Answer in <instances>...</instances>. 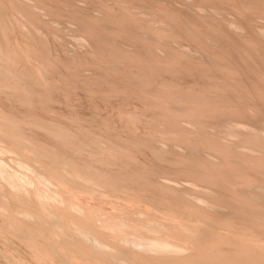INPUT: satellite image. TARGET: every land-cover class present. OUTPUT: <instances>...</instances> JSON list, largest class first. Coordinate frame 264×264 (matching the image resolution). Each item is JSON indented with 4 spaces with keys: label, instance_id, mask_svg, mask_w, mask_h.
Returning a JSON list of instances; mask_svg holds the SVG:
<instances>
[{
    "label": "bare ground",
    "instance_id": "6f19581e",
    "mask_svg": "<svg viewBox=\"0 0 264 264\" xmlns=\"http://www.w3.org/2000/svg\"><path fill=\"white\" fill-rule=\"evenodd\" d=\"M102 1L105 2L106 0H102ZM155 1H157V0H155ZM216 1H218V0H216ZM228 1H229V4L230 3L232 4V6L231 5L230 6L235 7V8H238V7H240V8L245 7L246 8L248 6H255L258 8V12H259L258 17L262 18V16H264V15H262L264 13V1H260L259 3H256V2L254 3L255 0L254 1L252 0L253 2H251V0H228ZM81 2H85L86 4L85 3L81 4ZM100 2L101 1H99V0H88L87 2H86V0H0V110H1V112L4 111V112L9 113V115H8L9 117L7 115H6L7 118L5 117L7 119V121L9 120L8 124H6L7 121L4 122V120H6V119L3 120V117L2 118L0 117L1 118L0 121L3 120V122L0 123V130L1 129L4 130V131L1 130L3 133H5V131L6 132L9 131L8 133H10V132L31 133L33 136L37 137L38 140H39V138L43 139V140L44 139L48 140V141L52 142V145L44 144L45 146H47L46 152L50 153L52 151V154L55 153V155H53L55 158V159L53 158V160H55L54 161L55 163L58 162V160L59 161L60 160H62V161H64V160L68 161L69 160L70 162L66 161L67 164H69L73 161L74 164L71 163L73 165H70V167H75L78 170L81 169L80 173L82 175L87 174V171H89L88 174L90 175V173H91L90 176L92 177V178H90L91 181L94 178H95V180H99L100 182L103 181L101 183H96V184H98V186H96V185L92 184L93 182L88 183L85 181H77L76 179H74V181L71 180V183L74 184V182L76 181L77 186L75 184L74 185L72 184L75 187H73V188L69 187L70 186L69 185L70 179L68 178L69 179L68 180L66 177L62 176L63 177L62 178L61 175L59 176V173L62 169V165H64L65 163L63 164V162H62V164H61L60 162H58V163H60V166H61V167H59L58 163H57V165L53 164L52 159H49L52 156V154H48V153L46 154L45 153L46 154L45 156H48V159H49V160H46V162L49 161L50 164L47 162L48 164L45 163V164H47V165H45L43 163V160L40 161L41 162L40 164L45 165V167L48 166L46 168L44 175H43V177H44L43 179L47 180L50 183V185H53L56 189V192H60V194L58 193L59 195H61V193H62L63 194V196L61 195L62 198L64 196H66V198H68L69 203H65L67 205L64 206V210H65V208L67 209V210H65L66 214H65V211L62 210L64 213L63 212H61V213H63V215H65V216L62 218L60 216L61 221H59L60 219L58 220L60 222L61 229H63V231H65V230L66 231L60 232V233L57 232V234H55L53 236L52 234L54 233V230H52L53 233L50 235V233H49L50 229L47 228L45 224L43 225V230L41 229L42 227H39V225L37 224L38 225L37 227L40 228L42 230V232L47 233V231H48V233L46 234L47 236H45V235L39 236L38 233H36L37 236H34L35 232L34 233L32 232V234H33V236H32L31 234L28 235L30 228L28 227L29 229H27V226H29L28 224L30 221H28V223L27 222L23 223V221H22V223L24 225H27L26 228L22 227L23 229H25V231H23V232H26L27 236L23 235L24 233H21V235H20L19 231L14 228L15 225L14 226L11 225V223H13V221L11 222V220H9L10 221L9 222L7 219H5V217H2L3 216L2 215V216H0V234H1L0 238L4 239L5 241L2 239H0V240H2L3 242H6V243L8 242V243L12 244V242L14 243V241H15L12 238H15V237L20 238L26 245L31 247L30 248L31 253L28 250L27 251L35 259V261L33 259V262L34 263L36 262L35 264H64V263L65 264H121L120 262H124L125 264H264V145L258 144L257 147H260V148L259 149L256 148V149H258V150H256V149L252 148L254 143H253V145L251 142H250L251 145H248V144L244 145V143H243V145H240V148H241V146L244 148L246 147L247 149L249 148L250 149L249 152L236 150L237 147H235L236 148L235 149L233 146H230L229 143L227 144L221 140H215V139L213 140V139H211V137L209 138V135L207 136L208 133L205 132L204 130L196 132V129L194 130L191 127L183 125L184 123L181 124L180 119H178V116H177V118H176V116L174 118L173 117L174 114L170 110H168L169 108L164 109V107L161 104H159L157 102V100H155L153 98L151 100L150 98H146V97H145L146 99L145 98L144 99L149 101V102H147V103H149V105L141 107V108L138 107L140 112L137 111V108L136 109L134 108L135 110L133 112H134V114H139V115L142 114V116L147 115V118L149 117L148 119H151V121H152L151 130L153 132L160 131L166 135H172L173 138H174V136H176V137L179 136V138H186L187 139L192 135L191 138H189L191 140H192V137H194V135H195V137H196V135H198L197 141L198 140L202 141V139H203V141L205 140V142H207V144L203 141H202V143L206 144L207 147H210V149L212 148L214 150V151H210V152L215 153L214 155L212 153L211 154L214 157H216L217 160H213V159H211V157H206L205 155H203L204 152L202 153V152L196 151V153H195V152H192V150L191 151L187 150L189 152L188 153L186 151V149H185V151L188 154H185V155H179L178 154L179 155L178 158L176 156L177 154H175L173 156H176L177 159H174L175 157H167L165 155H161L158 151L157 152L155 151L156 149H154L153 146H152L153 149H152V147L151 148L148 147V145H146V143L144 141H143L144 144H142V141H140V140H135V138H134V140H130V139L126 140L125 139V141H124V135H123V138H121V136H120V134L122 135V133H120L119 137L116 139H119L118 142H120L122 140L126 145H123L124 143L121 141L122 143H118V144H122V145H116L118 148L115 145L114 146L116 147L117 150H119L118 152H120V153L123 152L122 153L123 156H121L122 154H118L117 151L115 152V150H114L115 148L111 149L110 148L111 146L109 147V149H106L107 147L106 148H99V145H98V148L96 146L94 147V145L93 146L89 145L90 147L92 146L93 151L90 148L89 149L91 152L90 151H83L84 150L83 149V147H84L83 143H85V141H83V143H82L83 145L81 144L83 146L82 147L83 152H80L79 151L81 149L80 147L78 148V146H77L78 150H76L74 147L72 148V147H69V145H66L67 143L65 142L64 139L61 138L62 136H59V137L56 135L54 136L52 134H49V132L44 133V132L40 131L41 129L38 130L39 128L36 129V127H33L34 125L32 126V125H30V123H27V121H25V119L23 120V118H25V117L33 118L32 116H35L33 119H36L38 123H39L38 119H40L41 120L40 124L41 123L43 124V122H47L49 120L51 121L52 117L50 119L46 118L47 121H43L42 119H44V120H46V119L42 116H45L50 111H51L50 113H52L53 109H55L54 108L55 105L56 106L57 105H63V106H65V108H67V110L69 109L71 112H76L74 110H76L77 108L75 109L73 102H76L77 100L81 101L84 98L82 96V94H80L79 92H76L77 87H80V88L85 87V88H87V91L89 93H96V94H98L97 97L104 98V96L107 94V91L104 90L105 83L106 84L108 83V82H106L107 76H108V78L109 77L112 78V76L115 75V76H117L116 78L114 77L115 79H117V78L125 79V81L127 80V81L132 82L130 84H132L134 86H138V84L144 85L146 90L149 87H153V85H155V87H153V88H156V85H157V88L158 87L165 88L166 87L164 85L165 82H164V84H162V82L160 83V81H159L160 79H157L158 80L157 81V80H155L154 75L150 76L149 74L152 73L151 70H153V69L156 71L157 70L156 68L159 69V68L163 67V69H164V68L168 67L171 69V71L165 73L166 75L163 73L164 70L161 71L164 75L159 74L160 71L154 72L157 75L156 77H159L161 79L162 78H165V79L168 78L169 81L173 82L171 84V87L169 86L170 84L167 85L169 82L166 84L167 86L170 87V89L172 88V86L175 87L174 85H178L181 88L186 86L185 84H183L181 82V81H183V77L185 75H182V73H180V71H179L181 69L183 70V68L185 69L186 64H183V65H185L183 68L180 67L181 69H178L179 65L181 64V61H183V58L186 55L185 56L183 55L184 57L182 58V54H178V53H177L178 55L173 54V53H176L177 51L176 52L172 51L171 54H173L175 56H173V55L171 56L169 53L167 54V52H168L167 51L166 52L167 55H165L164 57L161 58V60L167 59L165 62L159 61L160 59L159 60L153 59V57L155 55L156 56L158 55V53H156V51L154 49H156L159 52L158 47L160 45L157 47L158 49L155 48V44L157 45V43L154 42L155 39L154 40H148L145 37V35L143 34V30L146 31L147 29L146 30L142 29V27L137 26V25H136V27L135 26L134 27L133 26L132 27H126L128 25L125 26L123 24V22L125 21L124 23L127 24L126 21H128L129 19L126 17H123L124 18L123 19V18H120V16H118V17L114 16L113 15L114 13L112 14L109 12L111 9H109L106 13H105L106 10L103 13L101 12L102 10H99L100 11L99 15H101V13H102V15L101 16L97 15L95 13L97 10L96 5H98V3H100ZM219 2L221 3V1H219ZM225 2H227V1H225ZM106 3H107V1H106ZM214 3H215V1H214ZM223 3H222V5H224ZM44 4H46L47 7ZM226 6H227V3H226ZM120 7H122V6H120ZM211 7H213V6L211 5ZM64 8H66V9H64ZM106 8H108V7H106ZM154 8H156V7H154ZM157 8H159V7H157ZM221 8H219V9H221ZM228 8H229V5H228ZM235 8H234V10H235ZM101 9H103V8H101ZM112 9H113V7H112ZM253 9H254V7H253ZM229 10H231V9H229ZM142 11H143V9H142ZM249 11H251V10L249 9L248 12ZM152 12L150 14H152ZM176 12H174L173 14H176ZM258 12H256V13H258ZM130 13H132V12H130ZM142 13H144V11ZM224 13H227V12H224ZM235 13H237V11ZM245 13L247 14V8H246ZM133 14H135V13H133ZM242 14H244V13H242ZM45 16H48L49 19H46ZM168 16H169V13H168ZM174 16H176V15H174ZM244 16H245V14H244ZM154 17H153V20L155 21ZM238 17H240V15ZM134 18H136V17H134ZM125 19H128V20H125ZM148 19H150V18H148ZM47 20H49V21H47ZM180 20H182V19H180ZM250 20H251V18H250ZM190 21H192V20H190ZM62 23L71 24V25L75 26L76 28H78L79 34L77 35L76 40L84 42L86 45H88L87 47H89L90 50L84 52V54L83 53L79 54L78 52H76V53L71 55V54L67 53V52H70L71 50L68 51L69 50L68 49V50H66L67 52L65 51V43H67L68 41L66 40L67 41L66 42L65 39H63V36H64L63 33H65V32H62V30L60 29V24H62ZM152 23H154V22H152ZM131 24L133 25V23H131ZM177 24H179V23H177ZM181 24L182 23H180V26H181ZM183 24H185V23H183ZM235 24H236V22H235ZM239 24H240V22H239ZM144 25L146 26V24H144ZM198 25H200V24H198ZM192 27H194V26H192ZM126 28H129V29H127L128 32L132 31L130 33L132 35V37L134 35H136V38H137V35H138V38H140L141 41L138 38H137L138 39V41H137L135 39V37H134V39L136 42L134 40H129L127 38V36L125 35V34H127V32H123L125 34H123V33L120 34V32H118V30H125ZM150 28L154 29L155 27L154 28L150 27ZM157 28H159V27L157 26ZM167 28H169V27H167ZM17 29H19V32L21 31L23 33L22 34L24 36V37H22L23 39L16 37V34H17L16 30ZM186 30H188V29L186 28ZM194 30H196V29H194ZM72 31L75 32V30H72ZM72 31H70V32H72ZM146 32L149 33L148 31H146ZM187 33H189V32H187ZM200 33H201V31H200ZM196 34H197V32H196ZM131 35H129V36H131ZM149 35H150V37L151 36L154 37L153 35H151V33ZM159 36H160V34H159ZM197 36H199V34ZM194 37H195V35H194ZM221 37H222V35H221ZM191 38H192V36H191ZM201 39H202V37H201ZM195 40H197V38ZM52 41H54V44ZM123 42H125V46L130 47V49L129 48L124 49L121 45V43H123ZM151 42H154L155 44H151ZM202 42H204V41H202ZM57 43H61V45L60 44H59V46L55 45ZM194 43H192V44L194 45ZM204 43H206V42H204ZM57 46L58 47L61 46L64 49V50L61 49V50H63V53L59 50V48ZM196 46L197 45H195L193 47H196ZM203 46H204V44H203ZM164 47L165 46H162L160 49H162V48L164 49ZM204 47H202V48H204ZM198 48H197V50L200 51V49H198ZM166 49H167V47H166ZM183 49H184V47H183ZM207 49H209V47H207ZM168 50H169V47H168ZM171 50H174V49H171ZM201 50H203V49H201ZM164 51H165V49H164ZM205 51H207V50H205ZM205 51H202V52L204 53ZM218 51L220 53V50H217V52ZM208 53H210V49L207 52V54ZM161 54H163V53H161ZM225 55H227V54H225ZM254 56H255V54H254ZM222 58H223V56H222ZM225 58H227V57H225ZM220 59H221V57H220ZM227 59H229V58H227ZM230 59H232V58H230ZM209 60L210 59L207 60V59L200 57V61H198V62H201L203 64L200 63V65L199 64L198 65L201 66V65L205 64L207 67L208 63L209 64L210 63L215 64V61H211V60L209 61ZM187 61L188 60H186L185 62H187ZM189 61H191V60H189ZM221 61H223V60H220L218 62L220 64H223L225 62V61H223L221 63ZM76 62L78 63V65L74 64ZM193 62H195V60ZM227 62H229V61H227ZM230 62H232V61L230 60ZM234 63H236V62H234ZM133 64H136V66H133L134 68L139 67V69L141 68L144 73L142 74V72L141 73L136 72V73H138V74H136V73H128L127 71H125L126 72L125 73L123 70L122 73L120 72L121 74H116L115 72L111 71V69H118V68L122 69L123 67L127 68V67H129V65H133ZM214 64H212V65L214 66ZM87 65H90V69L87 68L89 71H91V67L96 68L97 70H95V71L92 70L91 72H93V74H95L94 72L97 71V73L99 74L100 77L94 75L95 78H92L94 76H91L92 79L88 78L89 80H86L87 79L86 78L85 80H82L84 77L81 79V74L86 73L87 70H85V68H86L85 66H87ZM101 65H102V67H101ZM236 65H237V63H236ZM192 66H193V63H192ZM218 66H219V64H218ZM230 66H232V65H229V67ZM99 68H100V73L98 72ZM101 68H103V69H101ZM168 68H167V70H168ZM195 68H197V67H195ZM218 68L216 67V69H218ZM130 69H132V68H130ZM210 69H212V68H210ZM221 69H223V68H221ZM126 70H129V69H126ZM159 70H161V69H159ZM187 70H188V68H187ZM187 70H186V72L189 71V70L188 71ZM237 70H239V69H237ZM138 71H140V70H138ZM197 71L195 70V71L190 72V74H188V78H189V76H191L190 83H192V85L194 83L191 80V79H193L192 76H195V77L198 76L199 79H197V80H199V81L204 80V82H210L212 80L211 77L213 75L212 76H206L205 73H203V74L200 73L202 70L199 73ZM217 71L220 72L221 70H216L215 72H217ZM232 71L233 70H231L230 73ZM186 72H184V73H186ZM208 72H212V70L211 71L209 70ZM227 73H229V72L227 71ZM146 74H148L149 76ZM219 74H221V73H219ZM235 74L236 73H234V76H235ZM243 75H245V74H243ZM250 75H249V77H250ZM96 77H98L99 79H96ZM219 77L221 78V76H219ZM235 77H232V78H235ZM196 78H194V81H197V80H195ZM227 78H229V77L227 76ZM232 78L230 77V79H232ZM239 78L242 79V77H240V76H239ZM255 79H256V77H255ZM65 80H68V82H70V83L67 84L65 82ZM186 80H187V78H186ZM215 80H216V82H218L219 85H221L223 87H229V89H231V90H232V88H230V87H234V86H236L237 88H241V89H247L246 91H248L251 88V86L250 87L247 86L243 80H241L243 82H240V80H239L237 85H236V83H233L234 81L229 82V81H227L228 79L227 80H226V78L223 79V77L219 80H217L215 78ZM248 80H249V78H248ZM262 80H263V78H262ZM112 81H114V80H112ZM199 81H197V82H199ZM252 81L254 82V78ZM256 81H257V79L255 80V83H256ZM117 82L119 83V81H117ZM197 82H195V84ZM211 83H212V81H211ZM249 83H250V81H249ZM122 84H124V83H122ZM195 84H194V86H195ZM215 84H217V83H215ZM253 85H254V83H253ZM178 86H176V87H178ZM187 86H190V84H188ZM176 87H175V89L173 88L174 90L172 89L173 90V96H174ZM179 87H178V90H179ZM214 87L215 86H213V88ZM186 88L187 87L183 88V91L181 89L180 93L183 92V94H184L185 93L184 89L188 90ZM221 88H219V89H221ZM235 88H233V89L235 90ZM254 88H256V87H254ZM258 88H259V85H258ZM260 88H261V85H260ZM122 89H125V88H122ZM136 90L134 88H131V87L123 93L121 92V90L120 91L118 90L119 92H121V93H118V96L121 94L120 95V96H122L121 98L124 99L123 96L125 95V97L127 96V98H125V99H128L129 98L128 94L132 93V94H129L132 96L136 92ZM178 90H177V93H179ZM225 90H226V88H225ZM227 90H228V88H227ZM231 90H228V92H230ZM251 90L252 89H250L249 92H251ZM202 91L200 93H202ZM221 91H223V90H221ZM237 91H239V90H237ZM262 91H264V90H261L260 93H262ZM188 92H190L192 95L193 91L188 90ZM240 92L241 91H239V93ZM243 92H245V91H242V93ZM256 92H258V91H256ZM102 93L105 95H101ZM194 93H195V90H194ZM196 93H197V90H196ZM224 93H226V91ZM253 93H255V92H253ZM260 93H258V94H260ZM171 94H172V92H171ZM183 94H182V96H183ZM184 95L186 96L187 94H184ZM191 95L188 97L193 96V95L192 96ZM231 95H232V91H231ZM240 95H241V93L239 94V97L243 96V95L242 96H240ZM262 95H264V92L262 93ZM108 96H110V97H106V98L109 100H111L112 97L115 98L114 93H110ZM196 96H197V99L200 100L201 97L198 98V94H196ZM216 96H214V97L216 98ZM257 96H261V94L257 95ZM204 97H205V93H204ZM234 97H236L235 94H234ZM234 97H233V99H235ZM247 97H249V96H247ZM250 97H251V94H250ZM44 98H45V101L47 100L46 105H45V103L42 104V100H44ZM205 98H202V99L204 100ZM215 98L211 97L210 100L211 99L213 100ZM228 98H230V96ZM258 98L259 97H257V99ZM260 98H261L260 100H262L261 102H263L264 97L263 98L260 97ZM220 99H223V96H222V98L220 97ZM3 100L8 101L10 105L8 107L3 105L1 103V101H3ZM112 100H114V99H112ZM203 100H200L201 101L200 103H203L202 102ZM236 100H237V97H236ZM89 101H90V99H89ZM206 101H208V100L206 99ZM248 101L253 102V100H251V99ZM217 102H221V100L217 101ZM222 102L225 103V101H222ZM245 102H246V100H245ZM212 103H215V101L213 100ZM230 103L231 104H229V101L227 102V105L229 106V108H230V105L235 104L234 106L236 107V109L237 110L240 109V110L237 111V110L233 109V111L234 112H236V111L240 112V115H242L241 111L243 109L240 108V106L242 107V105H241L242 103L240 105L237 104V105H239V108L236 105V103H234V102L233 103L230 102ZM208 104L211 105V106H207V103H206L205 106H207V108L209 107L208 109H210V107H213V106L215 107L217 105V103H215L213 105V104H211V102ZM223 104L218 103V106L221 107V109L224 108L225 111H227L229 108L228 107H227L228 109L225 108L224 107L225 105L222 106ZM42 105H44V106H42ZM159 105H161V106L157 107ZM202 105L203 104H201V107H203V109H205L204 108L205 106H202ZM233 105L231 106V108L234 107ZM155 106L157 108H163L164 112L162 113L160 111H157V113H150V111H153L154 109L150 110L149 108L155 107ZM245 106L246 105H244V108H245ZM133 107H136V106H133ZM219 107H217V108H219ZM256 107H258V106H256ZM56 108H58V107H56ZM118 108L120 109V111H119L120 113H123V114H125L127 112L131 113L129 110H126L123 107L118 106ZM197 108H200V107L197 106ZM247 108H248V110L247 111L243 110L242 113H245V112H246L245 114H247L248 112L251 113L250 110L253 109V107H251L250 110H249L250 107H246L245 109H247ZM128 109H129V107H128ZM190 109H189V111H192ZM203 109H201L202 112H203ZM214 109L215 108H213V110ZM219 109H216V110H219ZM207 110H204V111H207ZM210 110H212V109H210ZM258 110L261 111L260 109H258ZM60 111H62V110H60ZM60 111H58L57 115L52 113L55 115L53 117L54 119L52 118L54 121L59 122V123H60V121L65 122V125H64L65 127L67 124L73 126L74 124L77 123V122L74 123V121L72 119L69 120V118H68L69 116L67 117L68 120L65 119L64 117H62L61 113H59ZM229 111H231V109ZM168 112H171L172 114L171 113L170 114L172 116L169 115ZM199 112H200V114H198V116L201 114L203 115V113H201L200 109H199ZM199 112L197 111V113H199ZM213 112H215V110ZM219 112L221 113L222 111L219 110ZM219 112H217V113H219ZM256 112H257V110H256ZM263 112L261 114L264 115ZM63 113H64V111H63ZM195 113H196V111H195ZM195 113H193V114L195 115ZM208 114H210V112ZM225 114H226V112H225ZM230 114H228V112H227V115L230 116ZM232 114H234V113H232ZM256 114H260V113L258 112ZM10 115H13L14 118H12V116H10ZM65 115H68V114H65ZM120 115L121 114H119V117H120ZM184 115H185V113H184ZM38 116H41V117L39 118ZM63 116H64V114H63ZM204 116H205V113H204ZM15 117L17 118V121H16ZM206 117H207V115H206ZM215 117H217V115ZM224 117H226V116L224 115ZM224 117H222V118H224ZM231 117H233V115ZM238 117L239 116H237V118ZM260 117H261V115H260ZM10 118H12L13 120L15 119L14 120L15 125L13 124L14 122H12V119L10 120ZM28 118H26V120H28V122L33 120V119L29 120ZM135 118L131 117L132 120L131 119L130 120H131L132 124H136L138 122L137 119H135ZM179 118H181V117H179ZM189 118H191V117H189ZM197 118H199V117H197ZM234 118H236V116ZM240 118H242V117H240ZM18 119H19V122H18ZM76 119H79V118H75L74 120H76ZM200 119L201 118H199V120H197V121H193L194 123H192V122H190V123L192 125L193 124L197 125L199 128H204L206 125L209 126V123H208L209 121L212 122V120H209L208 118H207V120H209V121L205 120L204 118H202L204 120H200ZM245 119H246V116H245ZM79 120H80L79 124L84 125L83 123H81V120H83V119L80 118ZM79 120H77V121H79ZM157 120H164L166 122V125H168V126H166L165 128L164 127L161 128V127L157 126L155 123ZM33 121L35 122V120H33ZM216 121H219V120H216ZM10 122H11V125H10ZM34 122H32V123L35 124ZM51 122H47L46 124L45 123L44 124L45 125H47L48 123L51 124ZM84 122L88 123L87 121H84ZM182 122H184V121L182 120ZM214 122L215 121L213 120V123H210V124H214ZM220 122H221L220 123L221 125H219V126H221V127L227 126V122H228V125L230 124L229 121H226V120H222ZM38 123H36V124H38ZM53 123L55 124V122H53ZM232 123H233V121H232ZM50 124H48L49 127L51 126ZM57 124L54 125L55 130H57L56 127L61 126V125L57 126ZM45 125H44V127H45ZM80 125H78V124L75 125V126H78L76 129V130H78L77 131L78 133H79ZM214 125H216V124H214ZM231 125H233V124H231ZM48 126H46V127H48ZM52 126H53V124H52ZM54 126L52 127L53 129H54ZM64 126L62 125V128L60 127L62 130L64 129V131H66L68 129L70 130L69 127H72V126H67L68 128L66 127L67 128L66 129V128H63ZM95 126H97V128H101V130L103 128V130H105L107 132H109V130H111L110 125H108V124L107 125L102 124V126L95 124ZM219 126H217V127H219ZM44 127L42 125V128L46 129ZM245 127H246V125H245ZM95 128H93V129H95ZM234 128H236V127L234 126ZM236 129L234 131H236V132L239 131ZM74 130L75 129H72L73 132H74ZM98 130L99 129H97V131ZM80 131H82V130H80ZM115 131H117V129ZM2 132H1V134H2ZM58 132H55V133L57 134ZM71 132L67 131V133H71ZM82 133H84V132H82ZM99 133H100V131H99ZM104 133L105 132L103 131V133H101V134H104ZM216 133H217V131H216ZM77 135L75 136L72 134L71 136L72 137L75 136V139H76ZM110 135L111 134H109V136ZM114 135H115V133H114ZM117 135L118 134L116 133V136ZM82 136L84 137V135H82ZM112 136L113 135H111V137ZM238 136H240V135H238ZM241 136H244V134ZM111 137H110V139H113V137L112 138ZM198 138H201V139H198ZM2 139L5 140L6 138L2 137ZM37 139H35V141ZM108 139H109V137H108ZM174 139H176V138H174ZM38 140H37V142H38ZM82 140H85V139H81L79 141L81 142ZM142 140H144V139H142ZM10 141L12 142L11 147H13V143L15 141H13V140H10ZM68 141H69V139H68ZM197 141H196V144H197ZM229 141L231 142V140H229ZM248 141H249V139H248ZM21 142H18L19 143L18 147L20 148L19 151H18V149H17L18 147L16 145H15V148H12V149H17L16 152L18 151L17 152L18 154L20 152H22L23 153L22 156L23 157L25 156V158L33 159L34 157H38V160L34 158L35 162H36V160L39 161L41 159V156H42V150L41 149H37L36 148L37 146L36 147L35 146H28V144L22 145ZM40 142H41V140H39V143ZM76 142H78V141H76ZM183 142H186V141H183ZM242 142H244V140ZM18 143H16V144H18ZM35 143L36 142H34V144H32V145H35ZM20 144H21V146H20ZM110 144H113V141ZM187 144H188V142L186 143V146H185L186 148H188L187 146L190 145L191 143H189L188 145ZM192 144H194V143H192ZM192 144L190 146H192ZM196 144H194V145L197 146ZM198 144H200V142ZM36 145H38V143ZM77 145H79V144H77ZM86 145H87V143H86ZM206 145H204V146H206ZM5 146L2 148H5ZM107 146H109V145H107ZM254 146H256V145H254ZM48 147L51 149H49ZM87 147H88V145H87ZM135 147L138 148V149H136L137 151L139 149L143 150L142 152L145 153L146 156H144V157L146 160L144 159V161H143V160H141L142 158L139 159L138 156L140 153L138 155L136 154L138 158L134 157L135 155H133V153H130L133 155L131 157H134V158H137L138 160H141V163H139L137 165L129 166L131 159L128 162L127 160H125V158L123 159V157L128 156V154H129L128 150H129V152H130V150H132V152H134ZM172 147H174V146H172ZM180 148L183 149V146H181ZM240 148H238V149H240ZM148 149L150 150L149 152H148ZM159 149H161V148L159 147ZM173 149H175V148H173ZM0 150H1V148H0ZM5 150H7V149H5ZM10 150H11V148H10ZM141 150H139V151H141ZM163 150H165V149H163ZM163 150H160V152H162ZM189 150H190V147H189ZM207 150H208V148H207ZM170 151H172V150H170ZM174 151L172 153H174ZM7 152H5V153H7ZM178 152H180V151H178ZM124 153H128V154L124 155ZM162 153L164 154V152H162ZM56 154L59 157H55ZM4 155H6V154H4ZM32 156H34V157H32ZM99 156L101 158H102V156H104L102 158L103 161H104L105 157L106 158L108 157L107 159H109V160L111 158L110 161L109 160L106 161L107 159L105 160L106 163L110 162L107 164H112V162H114V163L117 162L121 165L120 166L119 164H117L118 166L121 167L120 168L117 166L118 168H120L119 170H115V168H114L115 166L113 167V169L112 168L107 169V168H105L106 166L104 167V165H106L105 163H102V167H103V168L101 167L102 169L100 168V166H98V169H101L100 172H104V175L107 174V175H105L106 177L108 176L107 178H111V180L106 179L107 183H105L104 180H102L100 178L102 176H100V177H98V175L96 176L97 173L95 171L90 170V169L87 170V168H85V166H87L88 168L89 167L92 168L94 165L97 166L96 164L93 165V163H90V162L97 160V158L99 160H101V158H99ZM113 156H115V157H113ZM12 157L10 156V158H12ZM141 157H143V156H141ZM221 157H224V158L226 157V159L224 160V158H223V160H222ZM45 158L46 157H43L42 159H45ZM134 158H132V160ZM4 159H6V157L5 158L3 157V160ZM137 159H134V162L137 161ZM198 159H200V160H198ZM22 162L24 164V161H22ZM44 162H45V160H44ZM96 162H98V161H96ZM161 162H167L168 164L162 165L163 163L161 164ZM8 163L9 162H7V164ZM10 164H8V165H10ZM67 164H65V165H67ZM88 164H92V166L88 165ZM130 164H132V163H130ZM135 164H136V162H135ZM54 165H56V166H54ZM99 165H101V164H99ZM10 166H12V165H10ZM39 166H37V167H39ZM13 167H11V168H13ZM56 167H57V169L58 168L60 169L59 173H57L59 169L57 170ZM84 168H85V171L87 170L86 172H83ZM95 169H97V168H95ZM5 171H6V169H5ZM5 171L2 169L0 170V184L5 185V187H4V188H6L5 192L7 190V192H10V193L13 192L14 193V191H15V187L13 185L14 182L12 183L11 181H9L7 179V178H9L8 176L10 174L6 173ZM66 171H68V170H66ZM9 172H11V171H9ZM18 172H20V170H18ZM36 172H39V171L36 170ZM36 172H34V173H36ZM40 172L42 173L43 171H40ZM72 172H74V171H72ZM72 172H70V173H72ZM98 173H99V171H98ZM75 174H78V172H76ZM81 174L80 175L78 174V176L82 177ZM92 174H93V176H92ZM89 175H87V176H89ZM99 175H100V173H99ZM17 176H19V175H17ZM36 176H38V175L36 174ZM74 176L76 178H80V177H77V175H74ZM28 177H30V176H28ZM31 177H33V176H31ZM70 178H72V177L70 176ZM81 179H83V177ZM84 180H87V179L85 178ZM16 181H18V180L16 179ZM87 181H89V180H87ZM108 181H110L112 183L111 186H110V184H109V186H107L109 183ZM122 182H125V185ZM102 183L107 184L106 187L101 185ZM26 184H29V183H26ZM36 185H37V183H36ZM42 185H44V184H42ZM179 185H182V187H180ZM18 186H19V189L23 188V187L20 188V185H18ZM25 188H27V191H29L28 187H25ZM35 188H36V186H35ZM41 188H44V187L41 186L40 189ZM77 188H80V189H77ZM51 189H53V188H51ZM23 191L25 192V190H23ZM41 191H43V190H41ZM41 191H40V193H41ZM17 192H20V191H17ZM30 193L31 192H29V194ZM47 193H49V192H47ZM18 194H15V196ZM22 194H23V192H22ZM29 194L27 193V197ZM105 194H107L106 196H108L109 194L112 195L111 197H113V198L110 200L114 199L115 201L113 200V202H111L108 200L109 203L111 205L113 204L112 206L117 205L119 208H121L119 210L121 211L120 213H122V214L119 215L118 212H117V214L108 212V209H107L108 207H106V204L108 203V201H107V199L104 201L102 200L103 196ZM33 195L31 194L29 196L34 197ZM42 195H46V194H42ZM51 195H52V193H51ZM1 196H0V206H1V202L3 200L2 199L3 196L2 197ZM15 196H13V197H15ZM5 197H7V195ZM25 197H26V195H25ZM38 197H40V196H38ZM46 197H48V196H46ZM9 198L11 199V196L9 197V194H8V199ZM15 198H17L19 200L22 197L19 198L16 196ZM107 198H109V196ZM10 199H9V201L6 200L7 202H9V204L12 201V200L10 201ZM17 199H16V201H17ZM91 199H94V200L100 199V200H98L97 204H93L94 202L92 203ZM27 200L28 199H26V202L28 204L29 202ZM29 200H31V199L29 198ZM66 200L64 197V201H66ZM6 201H5V203H6ZM13 201H15V199H13ZM13 201H12V203H13ZM23 201L25 202V198H23ZM100 201L103 203L106 201L107 202H106V204L105 203L104 204L103 203L98 204ZM37 202H39V201H37ZM5 203H3L4 205L2 208L4 210L6 207ZM33 204H34V206L36 205L35 202ZM17 205H18V203H17ZM50 205H52V203ZM9 206H8V208H9ZM20 206H22V205L20 204ZM34 206L32 205V207H34ZM52 206H54V205H52ZM18 207L16 206L15 208H18ZM25 207H26V204H25ZM25 207H22L20 212L21 211L23 212V208H24V211L31 209L30 207L27 206V208H29V209L26 208L27 210H25ZM18 209H20V208H18ZM62 209H63V206H62ZM8 210H9V212H11V210H12V212H11L12 214L7 212V214L9 213L8 215H10V218H11V215L14 216V214H13L14 209L11 208V210H10V208H9ZM37 210H38V208H37ZM32 211H34V208L30 212L33 213ZM68 211H70V212H68ZM0 212L2 214V211H0ZM15 212H17V214L19 213L17 209ZM42 212L43 211H41L40 213H42ZM38 213H36V214H38ZM49 214H51V213H49ZM27 216H28V214H27ZM45 216H47V215L45 214ZM35 217L37 218L36 215H35ZM6 218H9V216ZM17 218L18 217H16V219ZM45 218H44V223L46 222ZM22 219H24V218H22ZM38 219H40V218H37V220ZM41 220L42 219H40V221ZM40 221H38V222H40ZM47 221H48V219H47ZM15 222H16V220L14 221V223ZM18 222H19V220H18ZM19 223L21 224V221ZM40 223H42V222H40ZM48 223H46V224H48ZM32 224H34V223L32 222ZM34 225L36 227V224H34ZM40 225H42V224H40ZM17 226H20V225H17ZM127 226H128V228H130V230L127 228ZM51 227H53V226H51ZM16 228H18V227H16ZM20 228H21V226H20ZM20 228H18V229H20ZM22 228L20 229V231L23 230ZM53 228H57V227H53ZM146 230H148V231H146ZM29 233H31V231ZM12 240H14V241H12ZM23 242H22V244H23ZM47 242L49 244H51V246H49V244ZM18 243H20V242H18ZM6 245H8V244H6ZM26 245H25V247H26ZM13 246H15V245H13ZM6 248H4V249L7 250ZM15 248H17L16 249L17 251L20 250L18 248V245L15 246ZM5 250H1L0 254L2 256H4L5 258L9 259L11 262V263L9 262L10 264H16V263L17 264H25V262H23V260H21L19 258L16 260H14V259L12 260V258H11L12 255H10L12 253L9 254V252H7ZM54 251H56L57 253L54 254ZM146 252H156V253H159V256L154 255V254H148ZM31 255H28V256H31ZM160 255H162V256H160ZM53 257H55V258L57 257V258L55 259Z\"/></svg>",
    "mask_w": 264,
    "mask_h": 264
},
{
    "label": "rangeland",
    "instance_id": "374dc122",
    "mask_svg": "<svg viewBox=\"0 0 264 264\" xmlns=\"http://www.w3.org/2000/svg\"><path fill=\"white\" fill-rule=\"evenodd\" d=\"M88 0H86V2H87ZM99 1H101L100 3H98V5H96V7H97V10H96V14L97 15H99L100 14V11L99 10H102L101 12L103 13L105 10V13L109 10V9H111L109 12L110 13H114L113 15L114 16H116V17H118V16H120V18H123V17H126V18H128V19H125V20H128V21H126V23L127 24H125L124 22H123V24L126 26V25H128V26H126V27H136V25L137 26H140V27H142V29H147L146 31H148L149 33H147L146 31H144L143 30V34L145 35V37L148 39V40H154L155 39V43H157V45L154 43V42H151V44H155V48H157L159 45L162 47V46H165L164 47V49H165V51H164V49L162 50V49H160L161 47L159 46L158 48H159V52L156 50V49H154L155 51H156V53H158V57L155 55L154 57H153V59H155V60H159V61H162V62H165L166 60H161V58L162 57H164L165 55H167L168 53L172 56L173 54H182V58H183V61H181V64L179 65V68L178 69H181V68H183L185 65H183V64H186V67H185V69L183 68V70L181 69V70H179L180 71V73H182V75H185L184 77H183V81H181L183 84H185L186 86H184V87H179L178 85H174L175 87L176 86H178L179 87V90H178V87H176V90H175V93H174V96H173V90L175 89V87H173L172 86V88L170 89V87H171V84L173 83V82H171V81H169V79L168 78H159V77H156L157 75L154 73V72H159V74H161V75H164L165 73H167V72H170L171 71V69L170 68H168V67H166V68H164L163 69V67L162 68H159V69H161V70H159L158 68H156L157 70L155 71L154 69V71L153 70H151V72L152 73H150L149 75L150 76H153L154 75V78H155V80H157V79H160L159 81H160V83L162 82V84H164V82H165V88H161V87H158L157 88V85H156V88H153V87H155V85H153V87H149L147 90L145 89V86L144 85H141V84H138V86H134V85H132V84H130V83H132V82H130V81H125V79H119V78H117V79H115L117 76H112V78L111 77H109L108 78V76L106 77V82H108L107 84L105 83V85H104V90H106L107 91V94L105 95V94H101V95H105L104 96V98H99V97H97V95L98 94H96V93H89L88 91H87V88H85V87H77L76 89H77V91L76 92H79L80 94H82V96L84 97L81 101H79V100H77L76 102H73V104H74V107H75V109L76 110H74V111H76V112H71L69 109L67 110V108H65V106H63V105H55L56 107H58V108H56L55 106H54V108L55 109H53V112L52 113H54L55 115H57L58 114V111H60V110H62V111H60L59 113H61V115H62V117H64L65 119H67L68 120V118H69V120H73L74 121V123H76V124H78V125H80L79 123H80V118L81 119H83V120H81V123H83L84 125H80V128H79V133L77 132L78 130H76L77 129V127L78 126H75L76 124H74L73 126L72 125H68L67 123V125H66V127L67 126H72V127H69L70 128V130L72 131V129H75L74 130V132L72 133L69 129L68 130H66L67 128L64 126L65 125V122H63V121H60V123L59 122H56V121H54L53 119V117L55 116L54 114H52V113H50V112H48L45 116H42V117H44L45 119L46 118H51V121L49 120V121H47V119L46 120H44V119H42L43 121H47V122H51V124L50 123H48V124H50L51 126L49 127L48 126V124L47 125H45L47 122H43V124L41 123L40 124V119H38L39 120V123L37 122V120L36 119H33L35 116H32L33 118H28V117H25V118H23V120L25 119V121H27V123H30V125H34L33 127H36V129L37 128H39L38 130H40V131H42V132H44V133H48L49 132V134H52V135H56V136H62L61 138L62 139H64L65 140V142L67 143L66 145H69V147H74L76 150H78V148L80 147L81 149L79 150L80 152H83V151H90V149L92 150V146L94 145V147L96 146L97 148H98V145H99V148H106V149H109V147L111 148V149H114L115 150V152L117 151H119V150H117L116 149V145H122V144H118V143H122L121 141L120 142H118V140L119 139H116V138H118L119 137V134L120 133H122V135L120 134V136H121V138H123V135H124V141H125V139L127 140V139H130V140H134V138H135V140H140V141H142V144H144V142L146 143V145H148V147H154V149H156L155 151L157 152H159L161 155H165V156H167V157H175L174 159H177L178 158V156L179 155H185V154H188L189 152L188 151H191L192 150V152H195L196 153V151L198 152H204L203 153V155H205L206 157H211V159H213V160H217V158L216 157H214L213 155L215 154L214 152L212 153V152H210V151H214L212 148L210 149V147H207V142H205V140L203 141V139H202V141L203 142H205L206 144H204V143H202V141H200V140H198L197 141V136L198 135H196V137H195V135H194V137H192V140L191 139H189V138H191V136L189 137V138H179V136H174V138H176V139H174L173 137H172V135H166V134H164L163 132H160V131H155V132H153L152 130H151V125H152V121H151V119H148L147 118V115H143L142 116V114H134V110L137 108V111L138 112H140L139 111V109H138V107H144V106H147V105H149V103H147V102H149L148 100H145L146 98H150L151 100H152V98L153 99H155V100H157V102L159 103V104H161L163 107H164V109H167V108H169L168 110H170L174 115H173V117L175 118V116H176V118H177V116H178V119H180V122H181V124H183V125H186V126H188V127H191V128H193L194 130L196 129V132L197 131H201V130H204L205 132H207L208 134H207V136L209 135V138L211 137V139H215V140H221V141H223V142H225V143H229V145L230 146H233L234 148L235 147H237V149L236 150H239V151H246V152H249V148L247 149L246 147V149L244 148V147H242L241 146V148H240V145H243V143H244V145H251V143H252V145H253V143H254V145H256V146H252V148H254V149H256V148H260V147H257V145L259 144V145H264V115L263 114H261L263 111H264V101L263 102H261L262 100H260L261 98L260 97H264V95H262V93L264 92V91H262V93H260L261 92V90H264V16H262V18H260V17H258V14H259V12H258V8L257 7H255V6H248V7H246L247 8V14L245 13L246 12V8L245 7H238V8H235V7H231L232 6V4L230 3L229 4V1L228 0H225V1H227V2H225L224 0H218V1H216V0H157V1H155V0H106L107 1V3H106V1L105 2H103L102 0H99ZM121 1V2H120ZM214 1H215V3H214ZM219 1H221V3L219 2ZM254 1V0H253ZM252 0H251V2H253ZM260 1H264V0H255L254 1V3L256 2V3H259ZM125 2V3H124ZM213 2V3H212ZM219 2V3H218ZM224 2V3H223ZM83 3H85V2H81V4H83ZM104 3V4H103ZM222 3L224 4V5H222ZM226 3H227V6H226ZM86 4V3H85ZM84 4V5H85ZM107 4V5H106ZM125 4V5H124ZM139 4V5H138ZM172 4V5H171ZM196 4V5H195ZM201 4V5H200ZM209 6H208V5ZM215 4V5H214ZM219 4V5H218ZM34 5V4H33ZM37 5V4H36ZM44 5H46V4H44ZM112 5V6H111ZM158 5V6H157ZM211 5L213 6V7H211ZM222 5V6H221ZM228 5H229V8H228ZM231 5V6H230ZM35 6V5H34ZM86 6V5H85ZM84 6V7H85ZM120 6H122V7H120ZM124 6V7H123ZM203 6V7H202ZM219 8H221V9H219ZM224 6V7H223ZM46 7H47V5H46ZM106 7H108V8H106ZM110 7V8H109ZM112 7H113V9H112ZM128 7V8H127ZM142 7V8H141ZM148 9H147V8ZM154 7H156V8H154ZM157 7H159V8H157ZM205 7V8H204ZM227 7V8H226ZM253 7H254V9H253ZM101 8H103V9H101ZM105 8V9H104ZM150 8V9H149ZM152 8V9H151ZM204 8V9H203ZM225 8V9H224ZM234 8H235V10H234ZM252 8V9H251ZM64 9H66V8H64ZM140 9V10H139ZM142 9H143V11H144V13H142L143 11H142ZM157 9V10H156ZM162 9V10H161ZM166 9V10H165ZM217 9V10H216ZM219 9V10H218ZM229 9H231V10H229ZM243 9V10H242ZM251 10V11H249L248 12V10ZM139 10V11H138ZM175 10V11H174ZM242 10V11H241ZM99 11V12H98ZM136 11V12H135ZM147 11V12H146ZM150 11V12H149ZM153 11V12H152ZM162 11V12H161ZM165 11V12H164ZM168 11V12H167ZM171 11V12H170ZM177 11V12H176ZM227 12V13H224V12ZM237 11V13H235ZM240 11V12H239ZM245 11V12H244ZM254 11V12H253ZM130 12H132V13H130ZM140 12V13H139ZM149 12V13H148ZM152 12V14H150ZM174 12H176V14H173ZM222 12V13H221ZM230 14H229V13ZM256 12H258V13H256ZM102 13H101V15H102ZM117 13V14H116ZM125 13V14H124ZM133 13H135V14H133ZM147 13V14H146ZM154 13V14H153ZM165 13V14H164ZM167 13V14H166ZM168 13H169V16H168ZM240 13V14H239ZM242 13H244L245 14V16H244V14H242ZM250 13V14H249ZM253 13V14H252ZM116 14V15H115ZM134 16H133V15ZM232 14V15H231ZM256 14V15H255ZM101 15H99V16H101ZM105 15V14H104ZM164 15V16H163ZM168 17H167V16ZM174 15H176V16H174ZM178 15V16H177ZM225 15V16H224ZM240 15V17H238ZM247 15V16H246ZM252 15V16H251ZM255 15V16H254ZM262 15H264V13L262 14ZM131 16V17H130ZM145 16V17H144ZM155 16V17H154ZM230 16V17H229ZM244 16V17H243ZM254 16V17H253ZM46 17V19H49L48 18V16H45ZM134 17H136V18H134ZM153 17H154V19H155V21L153 20ZM165 17V18H164ZM173 17V18H172ZM182 17V18H181ZM190 19H189V18ZM201 17V18H200ZM142 18V19H141ZM148 18H150V19H148ZM158 18V19H157ZM205 18V19H204ZM215 18V19H214ZM237 18V19H236ZM250 18H251V20H250ZM124 19V18H123ZM180 19H182V20H180ZM185 21H184V20ZM235 19V20H234ZM243 21H242V20ZM248 21H247V20ZM262 19V20H261ZM132 20V21H131ZM135 20V21H134ZM153 20V21H152ZM190 20H192V21H190ZM199 20V21H198ZM237 20V21H236ZM241 20V21H240ZM246 20V21H245ZM47 21H49V20H47ZM137 21V22H136ZM150 21V22H149ZM154 22V23H152V22ZM180 21V22H179ZM234 21V22H233ZM240 22V24H239V22ZM250 21V22H249ZM194 22V23H193ZM235 22H236V24H235ZM247 22V23H246ZM129 23V24H128ZM131 23H133V25L131 24ZM177 23H179V24H177ZM180 23H182L181 24V26H180ZM183 23H185V24H183ZM210 23V24H209ZM249 23V24H248ZM251 23V24H250ZM253 23V24H252ZM263 23V24H262ZM144 24H146V26L144 25ZM196 26H195V25ZM198 24H200V25H198ZM242 24V25H241ZM67 25V26H66ZM130 25V26H129ZM160 25V26H159ZM184 25V26H183ZM191 25V26H190ZM252 25V26H251ZM73 25H71V24H65V23H62V24H60V29L62 30V32H65V33H63V39H65V41L67 42V43H65V51L66 50H68V51H70V52H67V53H69V54H74V53H76V52H78L79 54H81V53H83L84 54V52H86V51H89L90 49H89V47H87L88 45H86L84 42H82V41H77L76 40V37H77V35L79 34V31H78V28H76L75 26H73ZM145 26V27H144ZM157 26L159 27V28H157ZM192 26H194V27H192ZM244 26V27H243ZM246 26V27H245ZM250 26V27H249ZM75 27V28H74ZM150 27H155L154 29H152V28H150ZM167 27H169V28H167ZM185 27V28H184ZM192 27V28H191ZM186 28L188 29V30H186ZM192 30H191V29ZM196 29V30H194V29ZM66 29V30H65ZM127 29H129V28H126L125 30H118V32H120V34H122L123 32H127V34H125V33H123V34H125L126 36H127V38L129 39V40H134L135 41V39L138 41V39H140V38H138V35H137V38H136V35H134L133 37H132V35L130 34L131 32H128V30ZM138 29V28H137ZM140 29V28H139ZM158 31H157V30ZM164 29V30H163ZM207 29V30H206ZM65 30V31H64ZM72 30H75V32L74 31H72ZM77 30V31H76ZM141 30V29H140ZM205 30V31H204ZM220 30V31H219ZM70 31H72V32H70ZM117 31V30H116ZM170 31V32H169ZM193 31V32H192ZM195 31V32H194ZM200 31H201V33H200ZM213 31V32H212ZM16 32H17V34H16V37L17 38H22V37H24L22 34V32L20 31L19 32V29H17L16 30ZM68 32V33H67ZM70 32V33H69ZM154 32V33H153ZM187 32H189V33H187ZM196 32H197V34H196ZM68 35H67V34ZM151 33V35H153L154 37H150V34ZM214 33V34H213ZM159 34H160V36H159ZM166 34V35H165ZM192 34V35H191ZM195 35V37H194V35ZM199 34V36H197ZM22 35V36H21ZM75 35V36H74ZM129 35H131V36H129ZM189 35V36H188ZM221 35H222V37H221ZM233 35V36H232ZM20 36V37H19ZM68 36V37H67ZM73 38H72V37ZM148 36V37H147ZM162 36V37H161ZM191 36H192V38H191ZM134 37H135V39H134ZM169 37V38H168ZM173 37V38H172ZM201 37H202V39H201ZM221 37V38H220ZM257 37V38H256ZM197 38V40H195ZM23 39V38H22ZM70 39V40H69ZM263 39V40H262ZM179 40V41H178ZM204 41V42H206V43H204V42H202V41ZM237 40V41H236ZM140 41H141V39H140ZM139 41V42H140ZM173 41V42H172ZM176 43H175V42ZM178 41V42H177ZM233 41V42H232ZM53 42V44H54V41H52ZM136 42V41H135ZM195 42V43H194ZM198 42V43H197ZM73 43V44H72ZM192 43H194V45L192 44ZM202 43V44H201ZM59 44L61 45V43H57V44H55V45H58L59 46ZM164 44V45H163ZM190 44V45H189ZM203 44H204V46H203ZM210 44V45H209ZM221 44V45H220ZM73 45V46H72ZM121 45H122V47L124 48V49H127V48H129L130 49V47H127V46H125V42H123V43H121ZM168 45V46H167ZM182 45V46H181ZM195 45H197L196 47L198 48V49H200V51L199 50H197V48L196 47H193V46H195ZM201 47H200V46ZM207 45V46H206ZM57 46V47H58ZM69 46V47H68ZM230 46V47H229ZM245 46V47H244ZM68 47V48H67ZM74 47V48H73ZM166 47H167V49H166ZM168 47H169V50H168ZM183 47H184V49H183ZM202 47H204V48H202ZM207 47H209V49H210V53H208L207 54V52L209 51V49H207ZM59 48V50L63 53V48L60 46V47H58ZM76 48V49H75ZM157 48V49H158ZM194 50H193V49ZM61 49H63V50H61ZM80 49V50H79ZM171 49H174V50H171ZM201 49H203V50H201ZM227 49V50H226ZM82 50V51H81ZM180 50V51H179ZM184 50V51H183ZM190 50V51H189ZM205 50H207V51H205ZM216 52H214V51ZM217 50H220V53H219V51L217 52ZM226 50V51H225ZM230 50V51H229ZM233 50V51H232ZM73 51V52H72ZM154 51V52H155ZM168 51V52H167ZM170 51V52H169ZM172 51L173 52H176V53H173V54H171L172 53ZM202 51H205L204 53L202 52ZM213 51V52H212ZM228 51V52H227ZM166 52H167V54H166ZM180 52V53H179ZM182 52V53H181ZM223 54H222V53ZM236 52V53H235ZM253 52V53H252ZM77 53V54H78ZM161 53H163V54H161ZM206 53V54H205ZM218 53V54H217ZM243 53V54H242ZM177 54V55H178ZM225 54H227V55H225ZM254 54H255V56H254ZM160 55V56H159ZM184 55V56H183ZM214 55V56H213ZM221 55V56H220ZM253 55V56H252ZM173 56H175V55H173ZM193 56V57H192ZM208 56V57H207ZM222 56H223V58H222ZM157 57V58H156ZM200 57L201 58H204V59H210L211 61H215V64L214 63H212V64H214V66L210 63H208V68L206 67V65L204 64V65H201V66H199L200 65V63L201 62H198V61H200ZM220 57H221V59H220ZM225 57H227V58H229V59H227V58H225ZM238 59H236V58ZM214 58V59H213ZM230 58H232V59H230ZM185 59V60H184ZM259 59V60H258ZM263 59V60H262ZM186 60H188L187 62H185ZM189 60H191V61H189ZM195 60V62H193V61ZM209 60V61H210ZM220 61V60H223V61H225L223 64H220L218 61ZM230 60L232 61V62H230ZM237 60V61H236ZM258 60V61H257ZM223 61H221V63L223 62ZM227 61H229V62H227ZM247 61V62H246ZM255 61V62H254ZM184 62V63H183ZM198 62V63H197ZM234 62H236L237 63V65H236V63H234ZM252 62V63H251ZM261 62V63H260ZM189 63V64H188ZM192 63H193V66H192ZM230 63V64H229ZM244 63V64H243ZM263 63V64H262ZM75 65H78V63L76 62V63H74ZM188 64V65H187ZM199 64V65H198ZM201 64H203V63H201ZM218 64H219V66H218ZM234 64V65H233ZM182 65V66H181ZM191 65V66H190ZM223 67H222V66ZM229 65H232V66H230L229 67ZM241 67H240V66ZM244 65V66H243ZM88 66V67H87ZM87 66H85L86 68H85V70H87L86 71V73H83V74H81V79L82 80H85L86 78V80H89L88 78H90V79H92V78H95V76H99V74L97 73V71L96 72H94L95 74H93V72H91L92 70L93 71H95V70H97L96 68H92L91 67V71H89L87 68H89L90 69V65H87ZM133 66H136V64H133V65H129V67H123L122 69H120V68H118V69H111V71H113V72H115L116 74H121L122 73V71L124 70V72L125 71H127L128 73H136V72H142V74L144 73L143 72V70L140 68L139 69V67L137 68V67H133ZM188 66V67H187ZM204 66V67H203ZM237 66V67H236ZM261 66V67H260ZM263 66V67H262ZM101 67H102V65H101ZM165 67V66H164ZM181 67V68H180ZM195 67H197V68H195ZM216 67L218 68V69H216ZM223 68V69H221V68ZM229 67V68H228ZM235 67V68H234ZM239 67V68H238ZM253 67V68H252ZM255 67V68H254ZM105 68V67H104ZM130 68H132V69H130ZM167 68H168V70H167ZM187 68H188V70H187ZM192 70V71H197L198 73L200 72V73H205L206 74V76H212L211 78H212V83H211V81L210 82H204V80L203 81H199V80H197V79H199L198 78V76H192V78L193 79H191L194 83H193V85H192V83H190V78H191V76H189V78H188V74H190V72H192L190 69ZM194 68V69H193ZM210 68H212V69H210ZM101 69H103V68H101ZM126 69H129V70H126ZM136 69V70H135ZM140 70V71H138V70ZM166 69V70H165ZM208 69V70H207ZM229 72V73H227V71ZM231 70H233L231 73H230V71ZM237 69H239V70H237ZM245 69V70H244ZM251 69V70H250ZM256 71H254V70ZM132 70V71H131ZM135 70V71H134ZM142 70V71H141ZM164 70V71H163ZM186 70L188 71V72H186ZM211 71L212 70V72H208V71ZM216 70H221L220 72L219 71H217V72H215ZM243 72H242V71ZM253 70V71H252ZM263 70V71H262ZM161 71H163V73L161 72ZM182 71V72H181ZM238 71V72H237ZM246 71V72H245ZM98 72L100 73V68H99V70H98ZM121 72V73H120ZM123 72V73H124ZM184 72H186V73H184ZM262 72V73H261ZM88 73V74H87ZM92 73V74H91ZM126 73V72H125ZM138 73H136V74H138ZM154 73V74H153ZM219 73H221V74H219ZM227 73V74H226ZM234 73H236L235 74V76H234ZM241 73V74H240ZM261 75H260V74ZM90 74V75H89ZM204 74V75H205ZM211 74V75H210ZM243 74H245V75H243ZM251 74V75H250ZM83 75V76H82ZM95 75V76H94ZM146 75H148V74H146ZM148 75V76H149ZM166 75V74H165ZM216 77H215V76ZM218 75V76H217ZM232 75V76H231ZM249 75H250V77H249ZM91 76H94V77H92L91 78ZM219 76H221V78L223 77V79H225L226 78V80L227 81H229V82H233V83H236V85H237V83H238V81L241 79V78H239V76L240 77H242V79L241 80H243L244 82H245V84L247 85V86H251V88L250 89H252L251 90V92H249L250 91V89L248 90V91H246L247 89H241V88H237L236 86H234V87H230V88H232V90L231 89H229V87H223V86H221V85H219L218 84V82H216V80H215V78L217 79V80H219V79H221ZM227 76L229 77V78H227ZM238 76V77H237ZM260 78H259V77ZM100 77V76H99ZM115 77V78H114ZM215 77V78H214ZM218 77V78H217ZM230 77L232 78V77H235V78H232V79H230ZM255 77H256V79H257V81H256V83H255ZM114 78V79H113ZM153 78V79H154ZM186 78H187V80H186ZM194 78H196L195 80H197V81H199V82H197V81H194ZM210 78V77H209ZM210 78V79H211ZM238 78V79H237ZM248 78H249V80H248ZM253 78H254V82L252 81L253 80ZM262 78H263V80H262ZM96 79H99L98 77H96ZM202 79V78H201ZM252 79V80H251ZM108 80V81H107ZM112 80H114V81H112ZM165 80V81H164ZM186 82H185V81ZM214 80V81H213ZM231 80V81H230ZM237 80V81H236ZM240 80V82H243V81H241ZM262 80V81H261ZM116 81V82H115ZM117 81H119V83L117 82ZM158 81V80H157ZM191 81V82H192ZM249 81H250V83H249ZM252 81V82H251ZM65 82L68 84V83H70V82H68V80H65ZM110 82V83H109ZM114 82V83H113ZM121 82V83H120ZM129 82V83H128ZM169 82V83H168ZM171 82V83H170ZM195 82H197L196 84H195ZM204 82V83H203ZM122 83H124V84H122ZM168 83V84H167ZM202 83V84H201ZM215 83H217V84H215ZM253 83H254V85H253ZM263 83V84H262ZM121 84V85H120ZM169 85V86H167V85ZM188 84H190V86H187ZM194 84H195V86H194ZM199 84V85H198ZM249 84V85H248ZM192 85V86H191ZM198 87H197V86ZM215 86L214 88H213V86ZM258 85H259V88H258ZM260 85H261V88H260ZM183 86V85H182ZM218 86V87H217ZM263 86V87H262ZM110 87V88H109ZM134 88L135 90H136V94L134 93L132 96L131 95H129V94H132V93H129L128 94V99H125V98H127V96L125 97V95L123 96V98L124 99H122L121 97L122 96H118V93H123V92H125L126 90H128L129 88ZM185 87H187L186 89H188L189 91H193L192 92V95H191V93L190 92H188V90H185L184 89V91H185V93L184 94H187L186 96L183 94V92L182 93H180L181 92V89H182V91H183V88H185ZM194 87V88H193ZM201 87V88H200ZM223 89H222V88ZM236 87V88H235ZM254 87H256V88H254ZM75 88V87H74ZM122 88H125V89H122ZM169 88V89H168ZM174 88V89H173ZM198 88V89H197ZM201 90H200V89ZM203 88V89H202ZM219 88H221V89H219ZM225 88H226V90H225ZM227 88H228V90H231L232 91V95H231V91L230 92H228V90H227ZM233 88H235V90L233 89ZM173 89V90H172ZM219 89V90H218ZM80 90V91H79ZM121 90V92H119V91ZM177 90H178V92L180 93H177ZM194 90H195V93H196V90H197V93L196 94H198V98H200V100H203L202 98H205L206 96L208 97H206L202 102L203 103H200L201 101L199 100V99H197V96H196V94L194 93ZM200 90V91H199ZM203 90V91H202ZM218 90V91H217ZM221 90H223V91H221ZM237 90H239V91H241L240 93H241V95L240 96H242V97H239V91H237ZM255 90V91H254ZM260 90V91H259ZM118 91V92H117ZM140 91V92H139ZM187 91V92H186ZM202 91V93H200ZM226 91V93H224ZM235 91V92H234ZM238 93H237V92ZM242 91H245V92H243L242 93ZM256 91H258V92H256ZM116 92V93H115ZM171 92H172V94H171ZM219 92V93H218ZM222 92V93H221ZM253 92H255V93H253ZM110 93H114V95H115V98H111V100H109V99H107L106 97H110V96H108ZM139 93V94H138ZM204 93H205V97H204ZM210 93V94H209ZM237 93V94H236ZM247 93V94H246ZM249 93V94H248ZM258 93H260L261 94V96H257V95H260V94H258ZM182 94H183V96H182ZM189 94V95H188ZM195 94V95H194ZM229 94V95H228ZM234 94H235V96L237 97V100H236V97H234ZM245 94V95H244ZM250 94H251V97H250ZM254 94V95H253ZM256 94V95H255ZM181 97H180V96ZM192 96V97H188V96ZM217 95V96H216ZM223 96V99H220V97L222 98V96ZM212 98H215L214 96H216V98L215 99H213L214 101H215V103H217V105L214 107H210V109H212V110H210V109H208L207 108V106H211V105H209L208 103H210L211 102V104H215V103H212L213 102V100L211 99L210 100V98L211 97ZM226 98H225V97ZM230 96V98H228ZM247 96H249V97H247ZM146 97V98H145ZM186 97V98H185ZM188 97V98H187ZM194 97V98H193ZM196 97V98H195ZM218 97V98H217ZM233 97L235 98V99H233ZM257 97H259L258 99L260 100H258L257 99ZM145 98V99H144ZM180 98V99H179ZM185 100H184V99ZM190 98V99H189ZM244 98V99H243ZM246 98V99H245ZM89 99H90V101H89ZM112 99H114V100H112ZM189 99V100H188ZM206 99L209 101H206ZM217 99V100H216ZM219 99V100H218ZM231 99V100H230ZM241 99V100H240ZM253 100V102L252 101H248V100ZM97 100V101H96ZM117 100V101H116ZM221 100V102H217V101H220ZM229 101V104H231L230 102H234V103H236V105L237 104H241L242 105V107L240 106V108L241 109H243L244 111H247L248 110V108L247 109H245L246 107H250L249 108V110L251 109V107H253V109H251L250 110V112L251 113H247V114H245V113H242V111H241V114L242 115H240V112H237V111H239L240 109H236V107L234 106V107H232L231 108V106L232 105H230V108H229V106L227 105V102ZM245 100H246V102H245ZM263 100H264V98H263ZM75 101V100H74ZM99 101V102H98ZM205 101V102H204ZM222 101H225V103L224 102H222ZM239 101V102H238ZM248 101V102H247ZM255 101V102H254ZM90 102V103H89ZM134 104H132V103ZM252 102V103H251ZM1 103L3 104V105H5V106H9L10 104H9V102L8 101H6V100H3V101H1ZM43 103H45V105L47 104V100L45 101V98H44V100H42V104ZM76 103V104H75ZM205 103V104H204ZM206 103H207V106H205L206 105ZM218 103L219 104H223L222 106H224L225 108H227L226 110L227 111H225V109L223 108V109H221V107H219L218 106ZM245 103V104H244ZM257 103V104H256ZM131 104V105H130ZM201 104H203L202 106H205L204 108L205 109H203V107H201ZM250 104V105H249ZM253 104V105H252ZM256 104V105H255ZM129 105V106H128ZM161 105H159V106H157V107H160ZM239 105H237L238 106V108H239ZM244 105H246L245 106V108H244ZM42 106H44V105H42ZM118 106H120V107H123L124 109H126V110H129L131 113H129V112H127V113H125V114H123V113H120L119 111H120V109L118 108ZM129 107V109H128V107ZM133 106H136V107H133ZM197 106H199L200 108H197ZM256 106H258V107H256ZM263 106V107H262ZM131 107V108H130ZM156 106L155 107H151V108H149L150 110H153V111H150V113H157V111H160V112H164L163 110V108H157ZM217 107H219V108H217ZM60 108V109H59ZM135 108V109H134ZM191 108V109H190ZM193 108V109H192ZM213 108H215L214 110H215V112H213L214 110H213ZM256 108V109H255ZM58 109V110H57ZM84 109V110H83ZM161 109V110H160ZM189 109L190 110H192V111H189ZM195 109V110H194ZM199 109H200V111H201V113H203V115L201 114V115H199L198 116V114H200V112H199ZM201 109H203V112H202V110ZM209 111H208V110ZM216 109H219L220 111H222L221 113L219 112V110H216ZM231 109V111H229ZM233 109H235V110H237L236 112H234L233 111ZM258 109H260L261 111H259ZM57 110V111H56ZM78 110V111H77ZM186 110V111H185ZM204 110H207V111H204ZM256 110H257V112H256ZM56 113H55V112ZM63 111H64V113H63ZM185 111V112H184ZM195 111H196V113H195ZM197 111L199 112V113H197ZM3 112V113H2ZM1 112V110H0V117L2 118L3 117V120L4 119H6L7 118V116L9 115V113H7V112H4V111H2ZM171 112H168L169 113V115H171L172 113ZM195 113V115L193 114V113ZM210 112V114H208ZM217 112H219V113H217ZM225 112H226V114H225ZM227 112H228V114H232V113H234V114H232L233 115V117H231L232 115L230 114V116L229 115H227ZM260 113V114H256V113ZM7 113V114H6ZM70 113V114H69ZM171 113V114H170ZM184 113H185V115H184ZM204 113H205V116H204ZM207 113V114H206ZM213 113V114H212ZM224 113V114H223ZM264 113V112H263ZM4 116H3V115ZM63 114H64V116H63ZM65 114H68V115H65ZM119 114H121L120 115V117H119ZM187 114V115H186ZM192 116H191V115ZM197 114V115H196ZM212 114V115H211ZM239 114V115H238ZM253 114V115H252ZM256 116H255V115ZM7 115V116H6ZM53 115V116H52ZM189 115V116H188ZM206 115H207V117H206ZM212 117H211V116ZM217 115V117H215ZM224 115L227 117H224ZM246 116V119H245V116ZM259 115V116H258ZM260 115H261V117H260ZM10 116H12V118H14L13 117V115H10ZM47 116V117H46ZM69 116V117H68ZM138 116V117H137ZM172 116V115H171ZM185 116V117H184ZM196 116V117H195ZM204 116V117H203ZM236 116V118H234ZM237 116H239L238 118H237ZM6 117V118H5ZM9 117V116H8ZM31 117V116H30ZM37 117V116H36ZM39 118L41 117V116H38ZM68 117V118H67ZM88 117V118H87ZM122 117V118H121ZM131 117L132 118H135V119H137V125L136 124H132V122H131ZM146 117V118H145ZM179 117H181V118H179ZM189 117H191V118H189ZM197 117H199V118H201L200 120H207V118L209 119V120H212V122L211 121H209V120H207V121H209L208 123H209V126L208 125H206L204 128H199L197 125H192L190 122H192V123H194L193 121H197V120H199V118H197ZM222 117H224V118H222ZM231 117V118H230ZM240 117H242V118H240ZM0 118V119H1ZM12 118H10V120L12 119ZM16 118V117H15ZM26 118H28L29 120L31 119H33V120H35V122L32 120V121H29L28 122V120H26ZM75 118H79V119H76V120H74ZM202 118H204V119H202ZM216 118V119H215ZM244 118V119H243ZM252 118V119H251ZM257 118V119H256ZM131 119V120H130ZM188 119V120H187ZM233 119V120H232ZM3 120L2 121H0V123L1 122H3ZM15 120V119H14ZM13 119H12V122H14L13 124L15 125V121H14ZM77 120H79V121H77ZM182 120L184 121V122H182ZM187 120V121H186ZM213 120L215 121L214 122V124H216V125H214V124H210V123H213ZM216 120H219V121H216ZM222 120H226V121H229V125H228V122H227V126H225V127H221V126H219V125H221L220 123V121H222ZM247 120V121H246ZM5 121H7V119L6 120H4V122ZM16 121H17V118H16ZM72 121V122H73ZM84 121H87L88 123H85ZM164 120H157L155 123H156V125L157 126H159V127H161V128H165L166 126H168V125H166V122L164 121ZM232 121H233V123H232ZM246 121V122H245ZM252 121V122H251ZM254 121V122H253ZM8 122H9V120L6 122V124H8ZM18 122H19V119H18ZM32 122H34L35 124H33ZM53 122H55V124H57V126L59 125H61L60 127L62 128V125L64 126L63 128H66L65 130L66 131H64V129L62 130L60 127H56V129L57 130H55V124L53 123ZM93 124H92V123ZM97 122V123H96ZM108 122V123H107ZM256 122V123H255ZM32 123V124H31ZM36 123H38V124H36ZM45 123V124H44ZM90 123V124H89ZM132 125H131V124ZM235 123V124H234ZM52 124H53V126H54V129L52 128L53 126H52ZM95 124H98L99 126H102V124L103 125H110V128H111V130H109V132H107V131H105V130H103V128H102V130H101V128H97V126H95ZM231 124H233V125H231ZM260 124V125H259ZM10 125H11V122H10ZM42 125H43V127H44V125H45V127L44 128H46V129H43L42 128ZM87 125V126H86ZM90 125V126H89ZM136 125V126H135ZM240 125V126H239ZM245 125H246V127H245ZM263 125V126H262ZM46 126H48V127H46ZM93 126V127H92ZM96 128H95V127ZM98 126V127H99ZM135 126V127H134ZM217 126H219V127H217ZM234 126L237 128H234ZM248 126V127H247ZM252 126V127H251ZM92 127V128H91ZM48 128V129H47ZM93 128H95V129H93ZM134 128V129H133ZM259 128V129H258ZM43 129V130H42ZM52 129V130H51ZM97 129H99L98 131H97ZM117 129V131H115ZM239 130V131H234V130ZM250 129V130H249ZM255 129V130H254ZM2 130V129H1ZM0 130V148H1V150H0V170L2 169V170H4L5 171V169H6V173H8V174H10L8 177L9 178H7L9 181H11L12 183H13V185H14V187H15V191H14V193L13 192H7V190H6V192H5V189L6 188H4L5 187V185H1L0 184V196L2 197V202H1V206H0V211H2V214H1V212H0V216H2V217H5V219H7L8 221L9 220H11V222L13 221V223H14V221L16 220V224L14 223H11V225L12 226H14V228L15 229H17L18 231H19V234L21 235V233H24L23 235H25V236H27V234H26V232H23V231H25V229H23V228H26V226L27 225H24L23 223H28V221H30L29 222V226H27V229H29V232L31 231V233H29L28 231V235H32L33 236V234H32V232L34 233V236H37V234L36 233H38V235L39 236H47L46 234L48 233V231H47V233H45V232H42V230H43V225L45 224L46 225V227L47 228H49L50 229V231H49V233H50V235L53 233V231L52 230H54V233L52 234L53 236L55 235V234H57V232L58 233H60V232H65V231H63V229H61V225H60V222L59 221H61V218L62 217H64L65 215H63V211H65V210H67L66 208H65V210H64V206H66L67 204H65V203H69L68 202V198H66V196H64L65 197V200L66 201H64V197L62 198V196H63V194L61 193V195H59L60 194V192H56V189H55V187L53 186V185H50V183L47 181V180H45V179H43L44 177H43V175H44V173H45V171H46V168L48 167V166H46L45 167V165H47L48 163L50 164V162L49 161H47L46 162V160H49V159H52V162H53V164H56L57 165V163L58 162H60L61 164H62V162H63V164L65 163V164H67L66 163V161L67 160H64V161H62V160H58V162H54L55 160H53V158H54V156L53 155H55V153H53L52 154V151L49 153V152H46V150H47V146H45L44 144H46V145H52V142H50V141H48V140H43V139H40L39 138V140H41V142L39 143V140L37 139V137H35V136H33L31 133H24V132H10V133H8V132H6L5 131V133H3L2 131H4V130H2L1 131ZM45 130V131H44ZM80 130H82V131H80ZM122 130V131H121ZM245 130V131H244ZM263 130V131H262ZM59 131V132H58ZM67 131L68 132H71V133H67ZM97 131V132H96ZM99 131H100V133H99ZM103 131L105 132L104 134H101V133H103ZM113 131V132H112ZM115 131V132H114ZM121 131V132H120ZM216 131H217V133H216ZM1 132H2V134H1ZM55 132H58L57 134L55 133ZM82 132H84V133H82ZM112 132V133H111ZM233 132V133H232ZM235 132V133H234ZM239 132V133H238ZM262 132V133H261ZM60 133V134H59ZM75 133V134H74ZM108 133V134H107ZM114 133H115V135H114ZM116 133L118 134L117 136H116ZM251 133V134H250ZM5 134V135H4ZM59 134V135H58ZM67 134V135H66ZM69 134V135H68ZM77 135V138L75 139V136L74 137H72L71 135ZM84 135V137L82 136V135ZM109 134H111V135H113L112 137H113V139H110V137H111V135L109 136ZM135 134V135H134ZM244 134V136H241V135H243ZM3 135V136H2ZM80 135V136H79ZM213 135V136H212ZM238 135H240V136H238ZM248 135V136H247ZM4 137V138H6L5 140L4 139H2V137ZM80 138H79V137ZM115 136V137H114ZM132 136V137H131ZM232 136V137H231ZM64 137V138H63ZM68 137V138H67ZM83 137V138H82ZM108 137H109V139H108ZM111 137V138H112ZM181 137V136H180ZM186 137V136H185ZM215 137V138H214ZM37 139L38 140V142H37V140L35 141V139ZM138 138V139H137ZM243 138V139H242ZM259 138V139H258ZM8 139V140H7ZM68 139H69V141H68ZM78 139V140H77ZM81 139H85V140H82L81 142L79 141V140H81ZM115 139V140H114ZM142 139H144V140H142ZM174 139V140H173ZM184 139V140H183ZM195 139V140H194ZM198 139H201V138H198ZM227 139V140H226ZM248 139H249V141H248ZM261 139V140H260ZM10 140H13V141H15L14 143H13V147H11L12 146V142L10 141ZM75 140V141H74ZM109 140V141H108ZM182 142H181V141ZM229 140H231V142L229 141ZM238 140V141H237ZM244 140V142H242ZM17 141V142H16ZM23 143H22V142ZM68 141V142H67ZM73 141V142H72ZM76 141H78V142H76ZM83 141H85V143H83ZM112 141H113V144H110V143H112ZM144 141V142H143ZM161 141V142H160ZM183 141H186V142H183ZM195 141V142H194ZM196 141H197V144H196ZM234 141V142H233ZM10 142V143H9ZM18 142H21V144L22 145H25V144H28V146H37L36 148L37 149H41L42 150V156H41V159L39 160V161H37L38 160V157H34V156H32V157H34L35 159H37L36 160V162L34 161L35 159L33 158V159H29V158H25V156L23 157L22 156V152H20L19 154L17 153L19 150H20V148L18 147V145H19V143ZM34 142H36L35 143V145H32V144H34ZM44 142V143H43ZM75 142V143H74ZM188 142V144L189 143H194V144H196L197 146H195L194 144H192V146H190V145H188L187 147L188 148H186L185 146H186V143ZM200 142V144L202 145H200V144H198ZM251 142V143H250ZM16 143H18V144H16ZM38 143V145H36ZM42 143V144H41ZM84 145H83V144ZM86 143H87V145H88V147H87V145H86ZM117 143V144H116ZM124 143V142H123ZM166 143V144H165ZM185 143V144H184ZM241 143V144H240ZM250 143V144H249ZM21 144H20V146H21ZM77 144H79V145H77ZM84 146H82V145ZM178 144V145H177ZM183 144V145H182ZM6 145V146H5ZM15 145L18 147H16L17 149H18V151L16 152V150L17 149H12V148H15ZM72 145V146H71ZM89 145H92L91 147L89 146ZM107 145H109V146H107ZM116 147H115V146ZM123 145H126L125 143L123 144ZM171 145V146H170ZM199 145V146H198ZM204 145H206V146H204ZM209 145V144H208ZM5 146V148H2V147H4ZM8 146V147H7ZM76 146V147H75ZM77 146H78V148H77ZM86 146V147H85ZM172 146H174V147H172ZM181 146H183V149H181L180 147ZM195 146V147H194ZM82 147H83V151H82ZM153 147H152V149H153ZM158 147V148H157ZM159 147L161 148V149H159ZM170 147V148H169ZM189 147H190V150H189ZM198 147V148H197ZM200 147V148H199ZM10 148H11V150H10ZM49 148V147H48ZM90 148V149H89ZM118 148V147H117ZM140 148V147H139ZM173 148H175V149H173ZM206 148V149H205ZM207 148H208V150H207ZM238 148H240V149H238ZM5 149H7V150H5ZM49 149H51V148H49ZM136 149H138V148H136L135 147V151L134 152H132V150H130V152H129V150H128V153H124V155H127L128 154V156L127 157H123V159L125 158V160H127L128 162L130 161V159H131V161H130V163H132V164H130L129 163V166H132V165H137V164H139V163H141V160H143L144 161V159H145V157L144 156H146L145 155V153L144 152H142L143 150H141V149H139V150H141V151H137ZM163 149H165V150H163ZM172 150V151H170V150ZM185 149H186V151L188 152H186L185 151ZM258 149H256V150H258ZM160 150H163L162 152H164V154L162 153V152H160ZM175 150V151H174ZM7 152V153H5V152ZM93 151V150H92ZM150 150L148 149V152H149ZM174 151V153H172ZM178 151H180V152H178ZM185 151V152H184ZM206 151V152H205ZM91 152V151H90ZM209 152V153H208ZM48 153V154H52V158L50 157L49 159H48V156H45L46 154ZM123 152H118V154H122ZM130 153H133V155H135L134 157H137V155L139 154V159L140 158H142L141 160H138L137 158H134V157H131V156H133L132 154H130ZM135 153V154H134ZM213 155H212V154ZM4 154H6V155H4ZM117 154V153H116ZM137 154V155H136ZM172 154V155H171ZM175 154H177L176 156H177V158H176V156H173V155H175ZM179 154V155H178ZM208 154V155H207ZM210 154V155H209ZM9 155V156H8ZM213 157H212V156ZM10 156L13 158H10ZM50 156V155H49ZM121 156H123V154L121 155ZM130 156V157H129ZM141 156H143V157H141ZM3 157L5 158L6 157V159H4L3 160ZM9 157V158H8ZM17 159H16V158ZM43 157H46L45 159H42ZM55 157H59V156H57V154H56V156ZM104 156H102V158H103ZM113 157H115V156H113ZM31 158V157H30ZM99 158H101L100 156H99ZM101 158V160H99L98 158H97V160H95V161H92V162H90V163H93V165L94 164H96L97 166H93L92 168L91 167H87V166H85V168H87V170L88 169H90V170H93V171H95L97 174H96V176L98 175V177H100V176H102V177H100L102 180H104V182L105 183H107V180L109 179V180H111V178H107L105 175H107V174H105L104 175V172H100V170L103 168L102 167V163H105L106 165H104V167L105 168H112L113 169V167L115 168V170H119L121 167V165L119 164V163H117V162H112V164H107V163H110V162H107L106 163V161H108L109 159H107L106 157L104 158V161H103V159ZM110 158V157H109ZM117 158V157H116ZM132 158H134V159H137V161H135L136 162V164H135V162H134V159L132 160ZM197 158V157H196ZM222 158V160H223V158L224 157H221ZM2 159V160H1ZM8 159V160H7ZM12 159V160H11ZM55 159V158H54ZM226 159V157L224 158V160ZM15 160V161H14ZM17 160V161H16ZM21 160V161H20ZM28 160V161H27ZM33 162H32V161ZM43 160V163L45 164V163H47V164H45V165H43V164H40L41 162L40 161H42ZM44 160H45V162H44ZM110 160H111V158H110ZM109 160V161H110ZM146 160V159H145ZM198 160H200V159H198ZM219 160V159H218ZM9 162L8 164H10V165H12V166H10V165H8L7 164V162ZM22 161H24V164H23V162ZM72 161V160H71ZM96 161H98V162H96ZM17 162V163H16ZM39 162V163H38ZM67 162H70L69 160L67 161ZM95 162V163H94ZM28 163V164H27ZM30 163V164H29ZM60 163H58V166L59 167H61L60 166ZM71 163H73V161L71 162ZM71 163H69V164H67V165H62V169H61V171H60V169L58 170L57 169V167H56V169L58 170V172L57 173H59V171H60V173H59V176L61 175V177L63 176V177H66L67 179L69 178L70 179V182H69V187H75V186H73L74 184L77 186V183H76V181L74 182V184L73 183H71V180L72 181H74V179H76L77 181H85V182H88V183H92V184H94V185H96V186H98V184H96V183H101V182H103V181H99V180H95V178L91 181L90 180V178H92L90 175H91V173H90V175L88 174L89 173V171H87V174H85V175H82L80 172V170L81 169H77V168H75V167H70V165H73V164H71ZM101 164V165H99V164ZM114 163V164H113ZM134 163V164H133ZM163 163V164H162ZM34 164V165H33ZM40 166H39V165ZM117 164H119L120 166H118ZM161 164L162 165H164V164H168L167 162H161ZM23 165V166H22ZM33 165V166H32ZM39 166V167H37V166ZM56 165H54V166H56ZM88 165H91L92 166V164H88ZM111 167H110V166ZM14 166V167H13ZM64 166V167H63ZM98 166H100V168L101 169H98ZM120 167V168H118V167ZM11 167H13V168H11ZM36 169H35V168ZM69 167V168H68ZM97 168V169H95V168ZM85 168L83 169L84 171L83 172H86L85 171ZM104 168V169H105ZM68 170V171H66V170ZM72 171H74V172H72ZM75 169V170H74ZM17 170V171H16ZM18 170H20V172H18ZM36 170L37 171H39V172H36ZM70 170V171H69ZM77 170V171H76ZM99 171V173H100V175H99V173H98V171ZM9 171H11V172H9ZM25 171V172H24ZM40 171H43L42 173L40 172ZM34 172H36V173H34ZM70 172H72V173H70ZM76 172H78V174L80 175H82V177H83V179H81L82 177L81 176H78V174H75ZM82 172V173H83ZM23 173V174H22ZM28 174V175H27ZM36 174L38 175V176H36ZM102 174V175H101ZM17 175H19V176H17ZM65 175V176H64ZM74 175H77V177H80V178H76ZM87 175H89V176H87ZM22 176V177H21ZM28 176H30V177H28ZM31 176H33V177H31ZM69 176V177H68ZM70 176L72 177V178H70ZM86 176V177H85ZM92 176H93V174H92ZM95 176V175H94ZM12 177V178H11ZM38 177V178H37ZM62 177V178H63ZM75 177V178H74ZM20 178V179H19ZM29 178V179H28ZM87 179V180H89V181H87V180H84V179ZM104 178V179H103ZM16 179L19 181H16ZM68 179V180H69ZM80 179V180H79ZM107 179V180H106ZM13 180V181H12ZM24 180V181H23ZM38 180V181H37ZM42 180V181H41ZM96 182H95V181ZM32 181V182H31ZM40 181V182H39ZM99 181V182H98ZM4 182V181H3ZM18 182V183H17ZM25 182V183H24ZM46 182V183H45ZM95 182V183H94ZM109 183H108V185L107 184H101V185H103V186H105L106 187V185L107 186H109V184H110V186L112 185V183L110 182V181H108ZM24 183V184H23ZM26 183H29V184H26ZM36 183H37V185H36ZM124 185H125V182H122ZM33 184V185H32ZM42 184H44V185H42ZM73 184V185H72ZM185 184V183H184ZM18 185H20V188H22L23 190H25V192L22 190V189H19V186ZM2 186V187H1ZM28 187V190L29 191H27V188H25V187ZM35 186H36V188H35ZM42 186V187H44V188H41L40 189V187ZM46 186V187H45ZM180 187H182V185H179ZM53 188V189H51V188ZM17 188V189H16ZM34 188V189H33ZM41 190H43V191H41V193L42 194H46V195H42L41 193H40V191ZM55 189V190H54ZM77 189H80V188H77ZM31 190V191H30ZM45 190V191H44ZM48 190V191H47ZM17 191H20V192H17ZM33 191V192H32ZM36 191V192H35ZM4 194H3V193ZM22 192H23V194H22ZM29 192H31L30 194H29ZM47 192H49V193H47ZM56 192V193H55ZM104 192V191H103ZM102 192V193H103ZM9 194V197L11 196V199H10V201L12 200L13 201V199H15V201H13V203H12V201H11V203L9 204V202H7V201H9V199H8V194ZM19 193V194H18ZM27 193L29 194V195H33L34 197H32V196H29L28 195V197H27ZM51 193H52V195H51ZM59 193V194H58ZM7 195V197H5L6 195ZM15 194H18V195H16L17 197H19V198H21V199H17V198H15L16 196H15ZM50 194V195H49ZM108 194V193H107ZM107 194H105L104 196H103V201L104 200H106L107 199V201L109 200V201H111V202H113V200H110V199H112L113 197H111L112 195L111 194H109L108 196H109V198H107L108 196H106ZM25 195H26V197H25ZM13 196H15V197H13ZM36 196V197H35ZM38 196H40V197H38ZM46 196H48V197H46ZM51 196V197H50ZM32 197V198H31ZM42 197V198H41ZM45 197V198H44ZM54 197V198H53ZM106 197V198H105ZM111 197V198H110ZM6 198V199H5ZM23 198H25V202H26V199H28L27 201L29 202L28 204H27V202L25 203L24 201H23ZM29 198L31 199V200H29ZM40 198V199H39ZM102 198V197H101ZM100 198V199H101ZM16 199H17V201H16ZM35 199V200H34ZM45 199V200H44ZM49 199V200H48ZM57 199V200H56ZM100 199H91V201H92V203L93 204H97V202H98V200H100ZM6 201V203H5V201ZM34 200V201H33ZM94 200V201H93ZM19 201V202H18ZM21 201V202H20ZM23 201V202H22ZM37 201H39V202H37ZM43 201V202H42ZM59 201V202H58ZM106 201V202H107ZM109 201H108V203L106 204V202H104L105 204H106V207H108L107 209H108V212H111V213H114V214H117V212H118V214L120 215V214H122V213H120L121 211L119 210V209H121V208H119L117 205H114V206H112L110 203H109ZM115 201V200H114ZM35 202V206H34V203ZM41 202V203H40ZM48 202V203H47ZM3 203H5L6 204V207H5V210L4 209H2L3 208ZM16 203V204H15ZM17 203H18V205H17ZM44 203V204H43ZM52 203V205H54V206H52V205H50ZM100 203H103V202H99L98 204H100ZM103 203V204H104ZM20 204L22 205V206H20ZM25 204H26V207H25ZM43 204V205H42ZM60 204V205H59ZM63 204V205H62ZM9 206V208H10V210H11V208L12 209H14L15 211H16V209L18 210V214H17V212H15L14 210H13V214H14V216L13 215H11V218H10V215H8L9 213H11L12 212V210H11V212H9V208H8V206ZM14 205V206H13ZM18 207V208H20V209H18V208H15L16 206ZM32 205L34 206V207H32ZM59 205V206H58ZM27 206L28 207H30L31 209H29V208H27ZM39 206V207H38ZM48 206V207H47ZM62 206H63V209H62ZM22 207H25V210H27V209H29V210H27V211H24V208H23V212L21 211L20 212V210L22 209ZM47 207V208H46ZM27 208V209H26ZM33 208H34V211H32L33 213H31L30 211L31 210H33ZM37 208H38V210H37ZM56 208V209H55ZM111 208V209H110ZM7 209V210H6ZM37 211H36V210ZM41 209V210H40ZM54 210V211H53ZM63 210V211H62ZM41 211H43L42 213H40ZM7 212H9L8 214H7ZM30 212V213H29ZM39 212V213H38ZM45 212V213H44ZM61 212H63V213H61ZM68 212H70V211H68ZM116 212V213H115ZM5 215H4V214ZM21 213V214H20ZM36 213H38V214H36ZM49 213H51V214H49ZM12 214V213H11ZM24 216H23V215ZM27 214H28V216H27ZM37 216V218H40V219H42L41 221H40V219H38L37 220V218L35 217V215ZM41 214V215H40ZM45 214L47 215V216H45ZM65 214H66V211H65ZM68 214V213H67ZM19 215V216H18ZM22 215V216H21ZM9 216V218H6V217H8ZM21 216V217H20ZM60 216H61V218H60ZM16 217H18L17 219H16ZM46 217V218H45ZM22 218H24V219H22ZM29 220H28V219ZM44 218L46 219L45 221V223H44ZM13 219V220H12ZM21 219V220H20ZM27 219V220H26ZM47 219H48V221H47ZM60 219V220H59ZM18 220H19V222L21 221V224L18 222ZM59 220V221H58ZM22 221H23V223H22ZM25 221V222H24ZM38 221H40V222H42V223H40V222H38ZM10 222V221H9ZM32 222L34 223V224H36V227H35V225L34 224H32ZM49 222V223H48ZM52 224H51V223ZM57 222V223H56ZM18 223V224H17ZM31 223V224H30ZM46 223H48V224H46ZM23 224V225H22ZM39 225V227H42L41 229L40 228H38L37 226ZM40 224H42V225H40ZM50 224V225H49ZM59 226H58V225ZM17 225H20L21 226V228L23 229V230H21L20 231V226H17ZM33 227H32V226ZM55 225V226H54ZM31 226V227H30ZM51 226H53V227H57V228H53V227H51ZM16 227H18V228H20V229H18V228H16ZM29 227V228H28ZM33 228V229H32ZM52 228V229H51ZM64 228V227H63ZM127 228H128V226H127ZM32 229V230H31ZM61 229V230H60ZM129 230H130V228H128ZM133 229V228H132ZM131 229V230H132ZM147 229V228H146ZM57 230V231H56ZM145 230V229H144ZM146 231H148V230H146ZM40 233V234H39ZM1 235V234H0ZM1 237V236H0ZM0 239H2V238H0ZM12 239H14V240H12V241H14V243L12 242V244L11 243H6V242H3L2 240H4V239H2V240H0L1 242H0V251L1 250H5L4 248H6L7 250H5V251H7V252H9V254L10 253H12V254H10V255H12L11 256V258H12V260L14 259V260H16V259H21V260H23V262H25V264L27 263V264H35L34 262H33V257H32V255L31 254H29V252H30V246H28V245H26L20 238H17V237H15V238H12ZM5 241V240H4ZM17 241V242H16ZM23 242V244H22V242ZM18 242H20V243H18ZM49 242V241H48ZM47 242V243H48ZM6 244H8V245H6ZM21 244V245H20ZM49 244V243H48ZM13 245H15V246H17L18 245V248L20 249L19 251H17L16 249L17 248H15V246H13ZM25 245H26V247H25ZM23 246V247H22ZM49 246H51V244H49ZM25 247V248H24ZM29 247V248H28ZM27 248V249H26ZM132 248V247H131ZM26 249V250H25ZM24 252H22V251ZM29 252H28V251ZM20 253V254H19ZM27 253V254H26ZM31 253V252H30ZM53 253V252H52ZM55 253H57L56 251H54V254ZM146 253H148V254H154V255H158L159 256V253H156V252H146ZM28 255H31V256H28ZM22 256V257H21ZM160 256H162V255H160ZM29 257V258H28ZM53 258H55V257H53ZM57 258V257H56ZM55 258V259H56ZM30 259V260H29ZM8 261V262H7ZM34 261H35V259H34ZM10 262V260L9 259H7V258H5L4 256H2L1 254H0V264H10L9 263ZM64 263V262H63ZM121 264H125L124 262H120ZM17 264V263H16ZM65 264V263H64Z\"/></svg>",
    "mask_w": 264,
    "mask_h": 264
}]
</instances>
